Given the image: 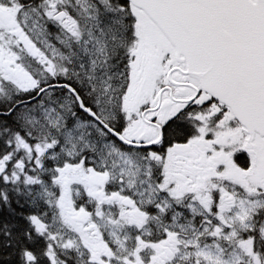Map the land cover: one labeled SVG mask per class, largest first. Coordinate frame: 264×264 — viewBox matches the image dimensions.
Listing matches in <instances>:
<instances>
[{
	"label": "snow or ice",
	"instance_id": "snow-or-ice-1",
	"mask_svg": "<svg viewBox=\"0 0 264 264\" xmlns=\"http://www.w3.org/2000/svg\"><path fill=\"white\" fill-rule=\"evenodd\" d=\"M0 264H264V0H0Z\"/></svg>",
	"mask_w": 264,
	"mask_h": 264
}]
</instances>
